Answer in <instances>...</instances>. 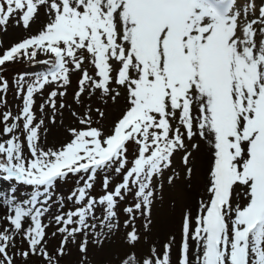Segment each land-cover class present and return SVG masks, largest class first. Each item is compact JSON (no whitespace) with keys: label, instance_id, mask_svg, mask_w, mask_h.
<instances>
[{"label":"snow or ice","instance_id":"6c2138e0","mask_svg":"<svg viewBox=\"0 0 264 264\" xmlns=\"http://www.w3.org/2000/svg\"><path fill=\"white\" fill-rule=\"evenodd\" d=\"M40 7L47 23L0 54V92L8 87L2 75L8 63L26 58L51 65L26 84L18 116L0 115V135L8 137L0 139V180L10 183V193L16 185L31 186L22 203L0 192L7 205L0 216V264H15L16 257L27 264L33 256L60 264L77 233L95 231L88 218L96 219L97 205L103 207L101 227L111 231L114 209L129 193L135 203L124 211L130 218L140 212L147 229L156 189L162 188L154 180L171 169L177 152L191 179L189 148L199 150V144L186 141L196 136L206 142L209 160L196 215L188 209L182 216L178 264H264V0H0V26L6 30L19 14L18 22L28 28ZM38 53L50 59L37 61ZM86 60L94 76L83 68ZM71 70L82 73L77 103L96 91L115 102L121 92L113 85L124 90L126 103L107 132L92 126L88 108L80 127L66 129L65 142L46 147L33 94L50 82L68 85ZM25 82V75L17 78V95ZM64 94L50 92L46 103L54 113L52 98ZM109 171L122 177L111 190ZM101 172L105 194L97 200L89 190ZM69 174L83 182L67 196L80 206L54 215L62 239L50 253L41 217ZM178 175L168 176V183ZM102 235L96 233L97 244ZM18 236L26 249L17 247ZM126 238L131 245L138 241L135 228ZM78 250L79 264H87L86 238ZM170 251L166 243L159 255L153 247L147 258L126 255L120 264H171Z\"/></svg>","mask_w":264,"mask_h":264},{"label":"rangeland","instance_id":"374dc122","mask_svg":"<svg viewBox=\"0 0 264 264\" xmlns=\"http://www.w3.org/2000/svg\"><path fill=\"white\" fill-rule=\"evenodd\" d=\"M19 14L14 15L9 19L6 25V30L3 26H0V54L13 44L22 41L24 38L30 37L38 33V31L48 21L45 8L40 7L38 14L30 22L28 28L23 27L22 23L18 22ZM86 55V54H85ZM37 61H46L50 57L44 53H38L35 58ZM50 64L30 62L26 58L19 59L16 62L8 63L6 70L2 73L3 78L7 81L8 87L6 91L0 92V99L6 101L0 103V115L10 112L12 117L19 115L20 109L23 106V92L26 91V84L33 82L37 76L41 73H46ZM72 67L71 65L69 66ZM83 68L86 69L90 75L94 76V68L85 61ZM80 70H71L69 73V84L62 85L59 81L50 82L45 85L43 89L33 94L34 104L33 112L37 119V122L43 120L44 123L39 130L40 143L46 147L56 146L65 142L68 139L66 129L69 127H80L78 119L83 117V114L88 108H92V126L102 128L105 132L108 131L113 121L121 114V109L124 108L126 100L124 96V90L119 86L113 85V87L121 92V95L115 102L111 99L101 97L99 91L93 92L92 95H88L87 92L81 95L80 99L84 102L83 105L77 103L75 100V93L79 90V79L81 77ZM25 75L26 82L25 87L21 89V95H17L16 80L19 76ZM95 78V77H94ZM50 79V78H49ZM52 91L57 93L64 92L63 96L57 95L52 98L55 101L56 109L53 112L52 107L46 103L49 99V94ZM64 104V108H60V105ZM41 105H44L41 109ZM99 108L105 113L101 119L98 113L95 111ZM75 111L78 115L73 117L71 113ZM55 115V123L52 122V117ZM13 121L10 119L7 123L11 124ZM22 127V121H17ZM3 123H0V130H2ZM45 129L47 131H45ZM19 135V131L17 132ZM7 136L0 135V139H7ZM189 145L191 143H198L199 150L192 151V163L194 165L193 174L191 179L188 180L185 176V166L181 162V152H177L172 158L171 169L165 170L163 175L154 180V184L162 185V188L157 187L156 199L153 201L151 208V224L145 229V217L140 212H135L134 216L130 218L129 214L124 211L125 208L132 206L135 203L133 194L129 193L123 200H120L116 205L114 211L116 216L112 218L111 223L114 227L111 231L107 227H101L100 221L103 219V207L97 205L95 209V217L88 218L89 224H95V231L89 230L87 237L83 233H77L75 236V243L69 242L66 247V255L60 259V264H79L81 260V253L78 250L80 242L85 238L87 239V264H120V260L126 255L134 254L137 260L141 258H147L151 249L154 247L156 253L159 255L163 252V246L166 243L171 244L170 258L171 264H178V250L182 241L181 223L182 216L188 210H192V215H196L197 201L203 194L204 188V176L208 166L209 154L207 144L201 140L199 136H196L191 142L186 141ZM129 158L131 159V153ZM179 174L178 178L174 180L173 184L168 183V176ZM203 174V180L202 179ZM105 173H98L93 183V188L90 189V195L99 199V197L105 194V188L103 186V177ZM107 175L110 176L109 189L111 190L114 185L121 181L122 177L116 175L113 171H109ZM79 180L78 176L69 174L66 180L59 181L55 189L56 196L53 197L55 203L48 205L49 212L41 217L42 223L46 225L47 232V249L51 253L59 246V242L62 239V234L57 232V228L61 225H57L54 220V215L59 213H67L69 211H75L77 205L75 200H68L67 196L71 194L78 186H82V181L77 184ZM16 192L10 193V183L0 180V192H3L5 196L12 194L16 197V202L22 203L24 199L29 198L31 193V186L16 185ZM58 197V198H57ZM83 202H81L82 204ZM62 204V207H61ZM7 205L3 203V197H0V216L4 214L3 210ZM76 219V218H74ZM125 221H128L127 226ZM30 223V218L26 222ZM69 227H75L71 225ZM135 228L138 234V241L134 245L128 243L126 234ZM56 233L55 236L52 233ZM96 233H102L100 237L102 244H97ZM174 238V239H173ZM21 237L16 238L18 248L26 249V244L21 243ZM190 245H193L192 241H189ZM194 250V245H193ZM15 264H24L21 257L15 258ZM27 264H43L38 257H31Z\"/></svg>","mask_w":264,"mask_h":264},{"label":"bare ground","instance_id":"6f19581e","mask_svg":"<svg viewBox=\"0 0 264 264\" xmlns=\"http://www.w3.org/2000/svg\"><path fill=\"white\" fill-rule=\"evenodd\" d=\"M203 180V174H202V179H201V181Z\"/></svg>","mask_w":264,"mask_h":264}]
</instances>
